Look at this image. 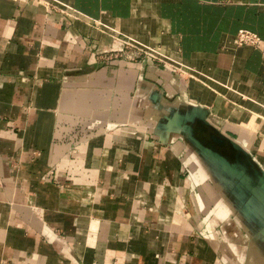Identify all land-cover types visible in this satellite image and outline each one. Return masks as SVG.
Returning <instances> with one entry per match:
<instances>
[{
  "label": "crops",
  "instance_id": "0c3cea01",
  "mask_svg": "<svg viewBox=\"0 0 264 264\" xmlns=\"http://www.w3.org/2000/svg\"><path fill=\"white\" fill-rule=\"evenodd\" d=\"M54 2L0 0V264H264V0Z\"/></svg>",
  "mask_w": 264,
  "mask_h": 264
},
{
  "label": "built area",
  "instance_id": "2783aa9c",
  "mask_svg": "<svg viewBox=\"0 0 264 264\" xmlns=\"http://www.w3.org/2000/svg\"><path fill=\"white\" fill-rule=\"evenodd\" d=\"M45 5V7L63 10L66 14L73 17L76 15L69 10V6L66 8H59L54 0H37ZM100 24V23H99ZM108 27V26H105ZM114 41L111 44V52H124L126 48L132 50L131 53L127 54L129 59L135 60L136 57L140 58L141 61L148 63L149 65H155L160 68L167 69L172 74L177 76H188L192 75V68L186 65L182 60L177 58H170L164 55L159 47L151 46L148 47L145 44H141L134 39L123 36V38L113 36ZM233 43L235 45H247L252 47H261L263 45L262 38L259 34L249 29H239L233 37ZM264 54V50L262 51Z\"/></svg>",
  "mask_w": 264,
  "mask_h": 264
},
{
  "label": "bare ground",
  "instance_id": "6f19581e",
  "mask_svg": "<svg viewBox=\"0 0 264 264\" xmlns=\"http://www.w3.org/2000/svg\"><path fill=\"white\" fill-rule=\"evenodd\" d=\"M149 47V46H148ZM226 141V140H225ZM225 141H224V143H225Z\"/></svg>",
  "mask_w": 264,
  "mask_h": 264
}]
</instances>
